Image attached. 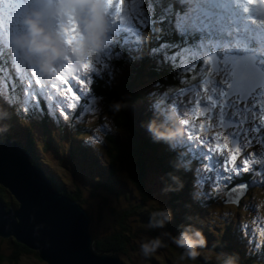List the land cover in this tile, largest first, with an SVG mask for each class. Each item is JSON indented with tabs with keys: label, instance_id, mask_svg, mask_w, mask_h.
<instances>
[{
	"label": "trees",
	"instance_id": "trees-1",
	"mask_svg": "<svg viewBox=\"0 0 264 264\" xmlns=\"http://www.w3.org/2000/svg\"><path fill=\"white\" fill-rule=\"evenodd\" d=\"M153 1L160 5L156 8L157 27L159 28L160 35L159 39L152 40L149 37L152 32L151 26L143 24L139 27L144 42L143 51H139L136 54H130L131 57L125 53L115 51L111 58H107V61L110 63L105 68L99 67L98 73L95 71L93 72L94 82L91 93L99 97L100 101L104 102L102 113L108 116L112 121L110 122L115 126L113 127L112 125L110 127L106 126V124H102L101 126V129L106 132V145L101 142L100 146L103 148L105 147V150L108 151L110 155L108 165L106 162H101L100 157L103 155L101 150L98 151V155H95L88 149L84 148V144L86 145V143H89L88 140H74L77 129L81 128L82 125L80 121H75L71 126L72 132L70 133V137L65 136V138L69 139V147L71 145L73 146L69 152L71 155H65V161H67V164L63 162L65 166H68L70 174L74 179V182L71 183L73 187H68L66 184L63 185L64 182L62 180L64 179L61 178L59 173L40 155V152L47 147L56 155L58 147L61 144L60 139H57V133L55 134L53 130L47 126V122L38 120L36 123V126H39L42 132V142L37 141L35 137L37 128H34L33 123L19 126L24 134V140H21V134H19L18 137H14L13 135L16 133L15 131L12 130L10 133L8 132L7 124L9 122V125L14 128V123L20 122L22 118L12 115V119L8 120L3 119L0 116V136L2 138L7 136L21 143L24 149L31 152L30 160L43 166L53 184L63 193L79 200L83 206L86 205L88 208L86 202L93 201V198L98 191L96 190L98 187H100V189L101 187L107 188L115 194L113 197L114 202H112V205L110 206L111 213H109V215L112 216V219L107 220V226L102 227L100 225L102 211L106 208L104 205L108 204L107 198L104 196L102 201L96 207L98 215L94 216V220L96 219L99 221L92 222L90 226L93 234V246L96 250L113 252L118 254L127 264H137V262H134L133 260L136 253L140 251L139 248L143 242V235L145 232L148 233L149 239L151 240L154 232L153 228L156 227L149 226L151 214L162 209L161 202L165 201V205L171 210L174 217L173 219L171 218L168 224V227L171 228V238H167L166 235H169V232L164 231L160 235V239L162 241L161 246L165 245V247L162 248L170 249V253L175 255V258L171 262H173V264H175L174 261H182L184 264H214L215 261H212L208 257H203L202 259L196 257L193 259L185 256L184 259H181V256L184 255V249L178 247L173 242L172 237L177 236L183 231L179 227H176L178 225L176 217H178V221L180 220V213L177 206L184 192H188L190 180L189 170L183 171L181 167H178L179 170H177L175 167L169 165L166 161V156L168 154L163 151L160 138H157L154 133H152L151 136H147L145 135L146 131H141V129H143V120L150 118V116L146 115H150L149 111L151 110L146 111L144 115L142 113L145 110L144 105L137 104L136 102L139 100L144 101L146 97L150 99L151 97L154 98V92L147 96L143 91L145 90L148 94L151 90L147 89L156 88L155 97L161 99L163 104L170 103L174 100L177 87H179L184 81L180 75V70L178 71L177 69L178 66L175 67V65L171 63L168 66H165L160 62V53H162L161 49L157 48V53L152 55V57H149L147 54L152 42L157 46L162 45L164 42H174L170 35L171 29L166 23V19L170 18V12L167 13L166 11L170 6V0H163V3H161L162 0ZM2 22L3 20L1 19L0 26ZM126 51L128 52V49H126ZM167 60L176 63L175 55L172 52L167 55ZM164 88L165 91H162ZM117 102L124 105L118 111L112 107L113 103ZM17 103L19 104V107H22L19 100ZM30 114L31 113L28 112V115ZM113 128H115L116 132ZM87 132L88 134L93 135L91 129L87 128ZM64 135L65 133H60V137ZM80 166L86 167L89 171L102 169L104 174L92 173V180L76 179V177L82 178L76 173ZM152 166L161 169L162 172L164 171V185L166 188L170 185L171 190H168L170 193L168 200H161L157 205L155 204L156 206L154 208L151 207L150 209L149 207L143 206V203L148 198L149 192L147 193V191H149L150 188L143 187V177L147 167ZM185 167L188 169L187 166ZM116 169H120L127 173L128 179H131L133 183L139 187V194L135 193V195H133V190L132 193H130V188L126 179L122 177ZM82 174L83 176H86L85 171ZM172 177H176L177 179L174 180ZM83 181H85V183H80ZM84 185L89 187L87 194L83 193L82 187ZM154 194L155 193H152L151 195ZM8 196L7 188L0 183V198L7 203V206L12 204L16 205V200ZM122 197H125L127 200L126 204H129L127 207H120V205L117 206L115 203V201H118ZM95 198H99V201L101 200V197ZM207 198L208 200H205L202 204L201 211L203 214L207 213L210 218L215 221L219 209L216 198L213 195L212 197ZM91 213L93 212L91 211ZM139 218L146 221L145 226L138 224L139 220L137 219ZM167 223L168 222H166V224ZM219 230V234L222 237L228 236L229 232L224 234V230ZM0 240L6 242L7 245L9 243L10 247V251H6V248L0 244V264L7 260L14 263L13 261H18L25 252H31L34 250L26 244L18 241L13 236H8L6 238L0 237ZM216 242L218 243V250L233 248L225 247L223 239L220 241L217 240ZM237 249H240V247H237ZM36 253L38 254L37 251ZM253 255L256 258H263V255H261L260 252H253ZM168 259L171 260L170 258ZM160 260L161 258L158 257V260L153 262V264L161 262ZM237 260L240 264H254L255 262V260L248 255L242 256Z\"/></svg>",
	"mask_w": 264,
	"mask_h": 264
},
{
	"label": "snow or ice",
	"instance_id": "snow-or-ice-1",
	"mask_svg": "<svg viewBox=\"0 0 264 264\" xmlns=\"http://www.w3.org/2000/svg\"><path fill=\"white\" fill-rule=\"evenodd\" d=\"M254 2L255 0H249V3ZM138 3L139 0H131L130 5L126 4L125 0H115V2L114 0H103L102 6L110 18L112 29L119 25L132 28L139 21ZM54 20L64 36L65 43L70 45L74 43L78 36L77 29L79 27L74 15L68 13L66 17L60 15L55 17ZM19 27V24L16 23L9 24L8 30L0 28V77L4 78V88L0 89V103L8 107L18 108L17 101L19 100L20 103L30 105V109L37 114L40 108H44L47 115L49 97L45 92V88L49 85L45 84L43 87H37L41 84V77L38 75L35 66L21 62L22 54L10 39L12 32L18 30ZM67 61H69V58L65 59V62ZM99 62L100 57L96 60L89 57L86 64H81L85 75L77 77L79 82H73L72 84V87L76 89L80 96L73 94L68 97L67 108H75L82 94L89 92L90 73L96 70V65ZM209 62L215 63L213 72H208L207 67H204ZM201 68L208 72L210 78L215 77V79L204 81L205 84L211 85L213 94L203 97L197 95L191 100L185 95L184 104L188 105V111L182 113V115L189 118H184L181 122L185 126L194 127V118L203 116L202 121H204V124H200V132L205 129V121H207L209 128L215 126L221 128V131L208 138L195 134L188 135V137L190 139L195 138L210 153L220 158L218 168L205 165V171L212 173L209 179L217 185V190H219L220 185L228 186L232 198L238 200L246 193L247 189L254 186L264 187V160L256 159V157L264 155V139H262L264 137V103H261L264 100V88H255V90L247 92L237 91L235 86L227 82L224 66L213 55L207 60L203 59L202 63L187 64L184 72L187 74L191 70H200ZM57 77L60 81L67 83L64 75L58 74ZM218 83L222 84L223 87H219ZM50 87L55 89L57 84L52 82ZM183 94L182 90L181 95ZM61 102L63 103V101ZM184 104L177 101L179 107H183ZM94 105L95 103L91 107H95ZM52 107L55 108L54 102ZM57 114L59 115V113ZM230 142L238 146L229 147ZM254 143L258 145L256 150L253 153H247V148L252 147ZM241 149L244 150V159L240 164H237L236 161L238 156L241 155ZM242 172L252 173L256 182L233 186V181ZM259 235L264 236V226L261 227Z\"/></svg>",
	"mask_w": 264,
	"mask_h": 264
},
{
	"label": "rangeland",
	"instance_id": "rangeland-1",
	"mask_svg": "<svg viewBox=\"0 0 264 264\" xmlns=\"http://www.w3.org/2000/svg\"><path fill=\"white\" fill-rule=\"evenodd\" d=\"M148 1V7L150 9H152V16L155 19V9H154V3L153 0H147ZM115 2V0H114ZM126 4L131 3V1L129 0H125ZM8 4L4 3L2 0H0V20L2 19V13L7 9ZM257 9H260L257 7ZM243 15L246 14L245 12L242 13ZM173 13H169V17H172ZM216 27V26H214ZM228 34V35H227ZM229 33L228 32H222L220 35V38L222 41H226L229 39ZM264 37V36H263ZM247 41H244L242 44L239 45V49L238 51L232 56V54H228L226 55V61H224V64H221L224 66L225 68V72L227 74V82L230 83L231 85L235 86V89L237 91H241V92H247L252 90H255V88H264V86H260L256 81H253L252 85L250 83V79L246 76H240L237 74V66L238 63L241 62V66H248L251 67L252 75L255 74L256 71L260 70V65L257 62V57L255 55L254 52H241V49L247 46ZM258 42L255 40V45H257ZM263 45H264V40H263ZM182 49H179L177 52H181ZM180 56L184 59L188 58L187 64H191V63H195L193 61V53L191 52H181ZM100 57V62L97 63L96 67H100V68H105L110 62L106 61L104 58H102L100 56V54L96 57V59ZM95 58L93 60H96ZM226 62H228V64H226ZM178 66V67H177ZM184 66L182 61H178V65L176 64L175 67H177L178 71L180 69H182ZM206 67V66H204ZM208 72H213L214 71V67L212 66H207ZM203 74V76L201 77L202 80L205 79V75H207L208 72L204 71V68H201L200 70H191L187 73V79H189L192 82V88L193 87H197L199 85H201V82H199V76L200 74ZM244 77H246L245 79H243ZM211 79H215V77H211ZM222 79H224V77H222ZM264 84V83H263ZM218 86H223L222 84L218 83ZM147 90H151V91H155L156 88H150ZM182 91V90H181ZM147 96H149L150 93L152 92H148V94L145 92V90L143 91ZM198 91L195 90L194 91V95L197 96ZM203 94V93H202ZM177 96L182 97L183 99L185 98L184 95H181L180 93L176 94ZM153 99V98H151ZM94 100V101H93ZM92 103H95V107H91V105L93 104H89L88 107L83 111V113H81L79 115V117H77V119L82 123L81 128H78L74 137L75 141L81 140L85 137L88 138V140H90V138H95L97 139L99 142V149L103 152V155L100 157L101 162L105 163L108 165L109 161H110V155L108 153V151L105 150V147L103 148L102 146H100L101 142L106 140V135H105V131H103L101 129V125L102 123H105L108 126H114L113 123H111L112 121L110 120V118L106 115H104L102 113V109L104 106V102L100 101L99 98L95 97L93 98ZM147 100H150V98H147L142 101L139 100L136 103L137 104H143L144 105V109L145 110H153V108L151 107V103L150 105H147ZM177 101H179V103L181 102L180 100L176 99V103ZM261 103H264V100L261 101ZM4 106L3 103H0V107ZM182 109V108H181ZM12 115L13 113H15V110H11ZM12 115L10 117V120L12 119ZM4 119V118H3ZM196 120H203L204 117L201 116L200 118H195ZM75 120V119H74ZM73 120V122H75ZM111 121V122H110ZM204 122V121H202ZM205 123H207V121H205ZM13 124V123H12ZM28 124V123H26ZM148 123H146L144 125L145 128L141 129V131H146L147 136H151L150 134V130L148 128ZM7 130L10 133L13 129V126L9 125V122L7 124ZM21 125H25V124H20ZM15 128V132H19L22 137L20 138L21 140H24V134L22 133V131L20 130V127ZM58 126L57 123H55V125L52 127L53 131H55L57 133V139H60V146L58 147V152H57V156L54 154V152L50 149V148H45L44 150H42L40 152V155L46 159V161L48 162V164L55 169L59 175L61 176V178H63L64 180H62L64 183L63 185H67L68 187H73V185L71 184L72 182H74V179L72 178L70 171L68 169V166H65L63 164V162H65V164H67V161H65L66 156L71 155L70 149L73 147L72 145L69 147V139L65 138V136L70 137V132L65 130L64 128ZM59 128V131H58ZM84 128H88L91 129L93 131V135L91 134H87L86 129ZM113 130H115V128H113ZM221 131V128L219 126H215L213 128H210V131L208 132V136L211 137L213 136V134H215L216 132ZM63 132L65 133L64 136L60 137V133ZM116 132V130H115ZM14 137H18L16 135V133H14L13 135ZM35 137L37 139V141L42 142L43 138H42V132L40 129H37V133L35 134ZM3 138H8L3 137ZM10 139V138H9ZM65 139V140H64ZM262 139H264V137H262ZM91 141V140H90ZM222 142V141H221ZM77 143V142H76ZM104 145H106V141L104 142ZM238 146V145H237ZM229 147H233L232 143L230 142ZM258 147V145H256L254 143V145L252 147H248L247 148V153H253L256 148ZM89 150V149H88ZM92 154H95V152L89 150ZM148 151V150H147ZM225 151H227V149H225ZM241 157L238 159L239 164L241 163V161L244 159V150L241 149ZM211 155H208V158H210ZM257 160H264V155L262 156H258L256 157ZM218 162L220 163V158L218 159ZM211 167H216L218 168L219 165L215 164V166H211ZM117 170V169H116ZM118 173L124 177L128 183V186L130 188V193H132L133 190V195H135V193L139 194L140 190L139 187L137 185H135V183H133V181L131 179H128V175L127 173L121 171L120 169L117 170ZM78 175H80L82 178H78L76 177V179H89L92 180V173L95 174H104L102 169H94L92 171H89L88 169H85V175L83 176L82 173H84V170L79 168L78 171L76 172ZM117 173V174H118ZM118 174V175H119ZM164 171L162 172L161 169H158L155 166L152 167H147L146 172L144 173V177H143V187L149 188V191H147V193L149 192L148 198L147 200L143 203V206L145 207H149L151 209L154 208L158 202H160L161 200H168L170 193L169 191H165L164 189L166 188L164 185ZM212 175V173H211ZM73 179V181H72ZM94 179H98V178H94ZM124 179V181H125ZM50 182L52 183V185L54 187H56L53 182L50 179ZM256 181L253 179V175L251 173V175L248 176V179H243L242 181L239 180V178L237 177V182L236 185L240 186L241 183L243 184H253ZM80 183H85V181L80 182ZM58 185V184H57ZM4 186V185H3ZM59 187H61L60 185H58ZM5 187V186H4ZM116 187V186H115ZM199 187V186H198ZM211 187H212V191L215 195V197L217 198V204H218V213L216 216V219L214 222H212L213 225V229L215 231V233L219 234L220 230L222 229V231L224 230V234H226L227 232L230 231H234V230H240L245 234H249V235H253L254 233V228L252 226V223H261V227L264 226V187L261 186H254L251 187L249 189L246 190V193L243 194L241 197H239L238 200L233 199L232 197L228 196V186L225 185H220L219 186V190H217V185L215 183H213L211 181ZM6 188V187H5ZM57 188V187H56ZM88 186L84 185L82 187L83 193L87 194L88 192ZM58 189V192L61 193L62 191ZM206 189V187H202L201 190L204 192V190ZM208 189L210 191V186L208 185ZM96 190V196L95 197H101V200L99 201V198H93V201H88L86 202L88 205V208L86 206V208L89 210L88 214L91 217V223L92 222H97L99 220H94V216L98 215V213L96 212V207L97 205L102 201L103 197L105 196L107 198V203L105 204L103 211H102V218L100 221V225L103 226H107L108 221L112 219V216L109 215V213H111V209L110 206L112 205V202H114L113 197L115 196L114 193H112L109 189L107 188H102L100 189V187H98ZM8 197H12L13 199L16 200V205H18V200L14 197V195L8 190ZM152 193H155L154 195H151ZM69 196V195H68ZM124 196V195H121ZM75 199V198H74ZM5 204H7L4 201ZM115 203L117 204V206L120 205V207H127L129 204L127 203V200L125 199V197L120 198L118 201H115ZM156 204V205H155ZM165 201L161 202V208H167V205H165ZM13 205V204H12ZM14 205V206H16ZM11 206V205H10ZM168 209V208H167ZM91 211L94 213H91ZM242 216V217H239ZM181 217V223H184L185 221L187 222V217L185 215V217H183V215L180 214ZM139 220L138 224H142L143 226H145L146 221L143 219H137ZM135 220V221H137ZM111 223V222H110ZM109 223V224H110ZM169 222L166 224H164L162 227L161 226H156L154 227V232H153V237L160 238V235L164 232V231H168L169 235H166L167 238H171V228L168 227ZM245 225H250V226H245ZM184 229V228H182ZM0 237H4L1 236ZM8 237V236H7ZM222 237V236H221ZM262 238L264 236H261ZM6 238V237H4ZM150 240L149 239V235L148 233L145 232V234L143 235V242H146ZM142 242V243H143ZM0 244L3 245L4 248H6V251H10V247H9V243L7 245L6 242L1 241L0 240ZM7 246V247H6ZM162 247H165V245L160 246L157 248V250L154 253H151L149 256L145 257L141 251V248H139V252L136 253L135 257H134V262H137V264H153V262H155L156 260H158V257L161 258V262H156V264H173V262H171L174 258L175 255H172L170 253V249H163ZM36 250V249H34ZM27 251L25 252L18 261H13L14 263L9 262L8 260L3 262L2 264H47V262L45 260H43L42 258H40V256L36 253V251ZM140 256V257H138ZM198 258H210L211 260L215 261L214 264H220V261L217 259V255L214 252V249L211 247H208V249H206V252L204 254H200L197 256ZM168 258H170L171 260H169ZM217 259V260H216ZM150 260V261H148ZM139 261V263H138ZM132 263V262H131ZM175 264H184L182 263V261H178L175 262ZM127 264V263H126ZM237 264H240L237 260Z\"/></svg>",
	"mask_w": 264,
	"mask_h": 264
},
{
	"label": "water",
	"instance_id": "water-1",
	"mask_svg": "<svg viewBox=\"0 0 264 264\" xmlns=\"http://www.w3.org/2000/svg\"><path fill=\"white\" fill-rule=\"evenodd\" d=\"M0 183L18 200L0 198V235L36 249L47 264H126L93 246L91 217L79 200L58 192L21 144L0 137Z\"/></svg>",
	"mask_w": 264,
	"mask_h": 264
},
{
	"label": "clouds",
	"instance_id": "clouds-1",
	"mask_svg": "<svg viewBox=\"0 0 264 264\" xmlns=\"http://www.w3.org/2000/svg\"><path fill=\"white\" fill-rule=\"evenodd\" d=\"M40 6L29 9L23 16L25 31L13 37V44L21 50L25 58L34 64L40 76L55 78L62 71L66 58H72L78 68L86 64L89 57L94 59L104 49L109 31V17L105 13L103 0H38ZM74 15L79 27L78 36L74 43L66 44L59 27H53L51 21L60 15ZM124 105L113 103L112 107L119 110ZM149 130L157 138L174 139L182 134L181 126L175 129L163 128L155 121L149 123ZM172 179H177L172 177ZM171 190L169 185L164 189ZM172 218L170 209H159L151 214L149 226H163ZM173 242L184 249V255L196 258L199 249L207 244L202 229L193 225L184 227ZM159 237L141 243L140 248L145 257L154 253L161 246ZM220 264H237L236 257L226 253L218 255Z\"/></svg>",
	"mask_w": 264,
	"mask_h": 264
},
{
	"label": "bare ground",
	"instance_id": "bare-ground-1",
	"mask_svg": "<svg viewBox=\"0 0 264 264\" xmlns=\"http://www.w3.org/2000/svg\"><path fill=\"white\" fill-rule=\"evenodd\" d=\"M227 35H228V34H227ZM226 41H227V40H226ZM251 72H252L251 67H248V66L243 67V66H241V62L238 63V66H237V74H238V75L248 77L249 74H250ZM246 77H244L243 79H245ZM262 77H263V74H262L261 72L257 73V75H256V79H260V78H262ZM27 151H28L29 154H31V152H30L29 150H27ZM43 169H44V168H43ZM44 171H45V173L47 174V171H46L45 169H44ZM228 196H229V197H232V196H231V193H228Z\"/></svg>",
	"mask_w": 264,
	"mask_h": 264
}]
</instances>
